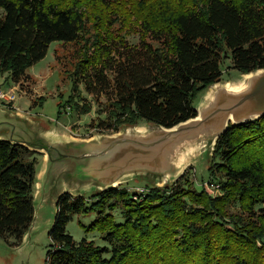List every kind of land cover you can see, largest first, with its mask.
Listing matches in <instances>:
<instances>
[{"label": "trees", "instance_id": "obj_1", "mask_svg": "<svg viewBox=\"0 0 264 264\" xmlns=\"http://www.w3.org/2000/svg\"><path fill=\"white\" fill-rule=\"evenodd\" d=\"M56 42L84 50L66 104L79 115L92 110L79 102L83 86L105 100L99 130L171 129L198 116L197 99L227 61L245 76L264 69V0H0V74L23 86ZM39 155L0 140V238L13 248L35 220ZM209 172L216 198L187 173L145 193L61 195L45 264H264V117L231 125ZM93 214L85 231L104 246L67 231Z\"/></svg>", "mask_w": 264, "mask_h": 264}, {"label": "rangeland", "instance_id": "obj_2", "mask_svg": "<svg viewBox=\"0 0 264 264\" xmlns=\"http://www.w3.org/2000/svg\"><path fill=\"white\" fill-rule=\"evenodd\" d=\"M83 51L81 47L70 44L60 42L51 44L46 58L28 70L30 78L23 86L15 85L7 74H0V90L16 95V100L12 103L0 100V134L4 138L12 137L34 144H50L62 150L60 145L99 140L104 136L113 135L97 128L99 120L106 119V114H100V110L105 109L104 99L98 104L81 86V93L85 99L79 102L82 105L90 103L91 112L79 115L70 104L66 105L72 96L73 85L70 77L78 63L77 54ZM245 78V75L233 70L227 61L224 64L223 79L217 85L238 87L245 82ZM213 87L199 96L196 104L198 109L205 104ZM60 104L65 106L60 108ZM154 128L156 127L150 124L140 123L137 126L123 127L119 133L126 130L145 132ZM204 147H197L198 150L187 158L186 168L183 170L182 165L178 166L177 173L166 183L162 182L165 178L140 174L126 176L119 187L137 193L142 190L146 192L147 187L162 188L175 183L187 173L189 180L198 190H205L210 197L216 198L219 193L211 188L209 183L212 180L209 172L211 157L216 146L204 144ZM38 154L40 155L34 195L36 205L34 223L19 247L13 248L0 238V264H45L51 246L48 233L55 220L59 194L69 192L88 197L97 191L94 186H84L81 182L67 180L69 168L66 163L51 166L43 149ZM52 154L56 158V153ZM94 219V214L76 216L69 223L67 231L76 242L87 238L104 246L100 234L85 231L84 227H88Z\"/></svg>", "mask_w": 264, "mask_h": 264}, {"label": "water", "instance_id": "obj_3", "mask_svg": "<svg viewBox=\"0 0 264 264\" xmlns=\"http://www.w3.org/2000/svg\"><path fill=\"white\" fill-rule=\"evenodd\" d=\"M197 113L196 118L171 129L126 130L99 140L60 145L62 150L12 137L0 140L35 152L43 149L51 166L67 164V180L94 186L97 191L116 189L119 186L115 185L130 175L163 179L177 173L181 156L190 148L202 144L215 147L231 125H247L264 117V69L246 75L241 86H214ZM65 193L69 192L59 194L58 198Z\"/></svg>", "mask_w": 264, "mask_h": 264}, {"label": "bare ground", "instance_id": "obj_4", "mask_svg": "<svg viewBox=\"0 0 264 264\" xmlns=\"http://www.w3.org/2000/svg\"><path fill=\"white\" fill-rule=\"evenodd\" d=\"M211 94V92L208 94V96ZM208 98V97H207ZM198 148H205L204 147V145L202 144V145H199V146H197ZM197 147H192V148H190L188 151H186L182 156H181V158H180V161H179V163H178V166H181L182 165V167H183V170H184V168H186V161H187V158L189 157V156H191L195 151H197L198 150V148ZM182 170V171H183ZM170 180H172V176H167L162 182L164 183H166V182H168V181H170ZM122 184V181L120 182V183H118L117 185H115V186H120Z\"/></svg>", "mask_w": 264, "mask_h": 264}, {"label": "built area", "instance_id": "obj_5", "mask_svg": "<svg viewBox=\"0 0 264 264\" xmlns=\"http://www.w3.org/2000/svg\"><path fill=\"white\" fill-rule=\"evenodd\" d=\"M0 100L4 101V102H9L12 103L16 100V95H12L11 92H7L5 90H0ZM211 188H214L215 190H217L219 192V187L216 185H211ZM139 193H145V191H140Z\"/></svg>", "mask_w": 264, "mask_h": 264}, {"label": "crops", "instance_id": "obj_6", "mask_svg": "<svg viewBox=\"0 0 264 264\" xmlns=\"http://www.w3.org/2000/svg\"><path fill=\"white\" fill-rule=\"evenodd\" d=\"M0 139H6L2 134H0Z\"/></svg>", "mask_w": 264, "mask_h": 264}]
</instances>
